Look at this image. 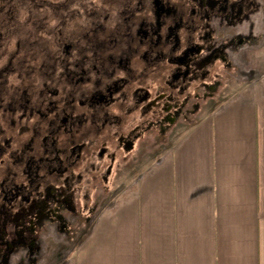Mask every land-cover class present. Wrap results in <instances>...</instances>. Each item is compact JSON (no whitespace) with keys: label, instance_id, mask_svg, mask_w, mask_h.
Here are the masks:
<instances>
[{"label":"flooded vegetation","instance_id":"af4514ba","mask_svg":"<svg viewBox=\"0 0 264 264\" xmlns=\"http://www.w3.org/2000/svg\"><path fill=\"white\" fill-rule=\"evenodd\" d=\"M263 0H0V264L95 214L139 142L199 112ZM247 46V47H249Z\"/></svg>","mask_w":264,"mask_h":264},{"label":"crops","instance_id":"0c3cea01","mask_svg":"<svg viewBox=\"0 0 264 264\" xmlns=\"http://www.w3.org/2000/svg\"><path fill=\"white\" fill-rule=\"evenodd\" d=\"M86 220L60 264H264V68Z\"/></svg>","mask_w":264,"mask_h":264},{"label":"rangeland","instance_id":"374dc122","mask_svg":"<svg viewBox=\"0 0 264 264\" xmlns=\"http://www.w3.org/2000/svg\"><path fill=\"white\" fill-rule=\"evenodd\" d=\"M264 1V0H263ZM261 13L253 15L251 20L239 26L240 32H245L251 26L255 36L262 27ZM258 41L254 43H244L240 46L239 52L232 55L231 66L221 70L217 77L219 85L212 91H206V98L198 104L201 106L199 112L191 116L189 121L178 123L174 126L173 132L162 140L145 138L139 143L138 164L134 168H125L119 172L117 180L112 187L104 191L103 197L96 202L97 210L107 199L115 193L119 182L124 179H132L139 170L150 163L162 150L169 147L178 134L184 130L191 121L196 120L200 115L209 112L214 108L227 94L238 85L252 79V75L259 69L264 68V32L257 36ZM249 46V47H247ZM92 217V216H91ZM90 218V217H89ZM88 220L85 218L76 223L72 232L69 234L59 233L54 236H45L43 242V258L39 264H60L71 252L72 248L86 230Z\"/></svg>","mask_w":264,"mask_h":264}]
</instances>
